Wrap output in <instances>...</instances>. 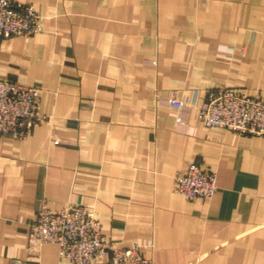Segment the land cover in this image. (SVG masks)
<instances>
[{"label":"crops","instance_id":"obj_1","mask_svg":"<svg viewBox=\"0 0 264 264\" xmlns=\"http://www.w3.org/2000/svg\"><path fill=\"white\" fill-rule=\"evenodd\" d=\"M16 1L42 30L0 39V78L38 87L43 117L0 134V264L62 263L56 243L27 248L42 203L90 206L110 246L153 264H264V133L205 127L197 107L226 86L264 100V0ZM170 94L190 104L178 121ZM192 162L217 174L212 197L177 193Z\"/></svg>","mask_w":264,"mask_h":264},{"label":"built area","instance_id":"obj_2","mask_svg":"<svg viewBox=\"0 0 264 264\" xmlns=\"http://www.w3.org/2000/svg\"><path fill=\"white\" fill-rule=\"evenodd\" d=\"M42 30L41 16L32 3L0 0V39L33 35ZM40 89L0 78V134L13 139L28 138L43 115L39 112ZM179 120L178 112L189 107L185 98H166ZM198 120L205 127H222L246 134L264 133V100L242 94L231 87L208 93L197 105ZM55 142H59L55 139ZM217 190V174L190 163L176 175V191L187 199L212 197ZM56 243L61 264H153L135 241L127 246H110L102 237L101 224L93 209L83 203H68L58 209L42 203L28 225V250ZM64 262V263H63ZM11 264H40L14 260Z\"/></svg>","mask_w":264,"mask_h":264}]
</instances>
